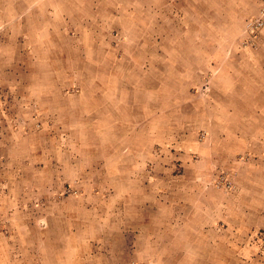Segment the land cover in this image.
<instances>
[{
    "label": "rangeland",
    "instance_id": "374dc122",
    "mask_svg": "<svg viewBox=\"0 0 264 264\" xmlns=\"http://www.w3.org/2000/svg\"><path fill=\"white\" fill-rule=\"evenodd\" d=\"M0 264H264V0H0Z\"/></svg>",
    "mask_w": 264,
    "mask_h": 264
},
{
    "label": "built area",
    "instance_id": "2783aa9c",
    "mask_svg": "<svg viewBox=\"0 0 264 264\" xmlns=\"http://www.w3.org/2000/svg\"><path fill=\"white\" fill-rule=\"evenodd\" d=\"M259 26H260V23L257 22V21H255V22L253 23V25H252V28H253V30H254V29H257Z\"/></svg>",
    "mask_w": 264,
    "mask_h": 264
},
{
    "label": "crops",
    "instance_id": "0c3cea01",
    "mask_svg": "<svg viewBox=\"0 0 264 264\" xmlns=\"http://www.w3.org/2000/svg\"><path fill=\"white\" fill-rule=\"evenodd\" d=\"M181 228V233H184V231H183V229L185 228V227H180ZM181 241V240H180ZM180 243H182V242H180ZM187 256H189V255H186V257H184L185 259H192L191 257H187Z\"/></svg>",
    "mask_w": 264,
    "mask_h": 264
}]
</instances>
